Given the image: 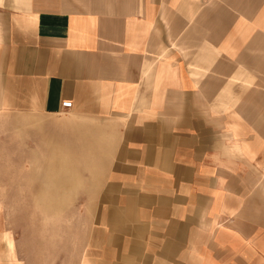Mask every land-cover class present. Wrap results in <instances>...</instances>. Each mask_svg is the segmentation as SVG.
<instances>
[{"label": "crops", "instance_id": "0c3cea01", "mask_svg": "<svg viewBox=\"0 0 264 264\" xmlns=\"http://www.w3.org/2000/svg\"><path fill=\"white\" fill-rule=\"evenodd\" d=\"M0 112L90 152L88 264H264V0H0Z\"/></svg>", "mask_w": 264, "mask_h": 264}, {"label": "rangeland", "instance_id": "374dc122", "mask_svg": "<svg viewBox=\"0 0 264 264\" xmlns=\"http://www.w3.org/2000/svg\"><path fill=\"white\" fill-rule=\"evenodd\" d=\"M61 118L0 112V235L13 241L12 264H88L100 171L90 152L44 134L60 127ZM59 150L65 153L60 163Z\"/></svg>", "mask_w": 264, "mask_h": 264}, {"label": "built area", "instance_id": "2783aa9c", "mask_svg": "<svg viewBox=\"0 0 264 264\" xmlns=\"http://www.w3.org/2000/svg\"><path fill=\"white\" fill-rule=\"evenodd\" d=\"M72 107V102L70 100H64L61 102V108L64 110H69Z\"/></svg>", "mask_w": 264, "mask_h": 264}]
</instances>
